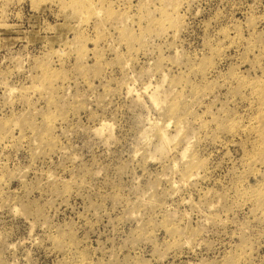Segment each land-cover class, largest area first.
Listing matches in <instances>:
<instances>
[{
	"label": "rangeland",
	"instance_id": "1",
	"mask_svg": "<svg viewBox=\"0 0 264 264\" xmlns=\"http://www.w3.org/2000/svg\"><path fill=\"white\" fill-rule=\"evenodd\" d=\"M0 264H264V0H0Z\"/></svg>",
	"mask_w": 264,
	"mask_h": 264
}]
</instances>
